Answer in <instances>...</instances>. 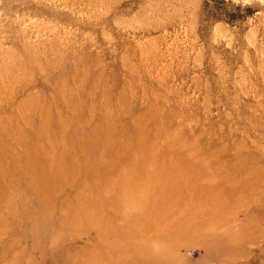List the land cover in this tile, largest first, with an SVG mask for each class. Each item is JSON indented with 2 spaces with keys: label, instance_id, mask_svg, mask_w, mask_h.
<instances>
[{
  "label": "rangeland",
  "instance_id": "374dc122",
  "mask_svg": "<svg viewBox=\"0 0 264 264\" xmlns=\"http://www.w3.org/2000/svg\"><path fill=\"white\" fill-rule=\"evenodd\" d=\"M0 264H264V0H0Z\"/></svg>",
  "mask_w": 264,
  "mask_h": 264
}]
</instances>
